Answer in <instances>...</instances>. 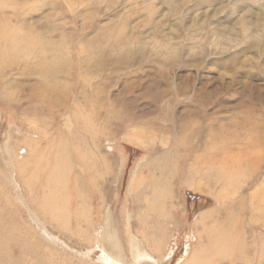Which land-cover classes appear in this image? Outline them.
<instances>
[{"label":"rangeland","instance_id":"374dc122","mask_svg":"<svg viewBox=\"0 0 264 264\" xmlns=\"http://www.w3.org/2000/svg\"><path fill=\"white\" fill-rule=\"evenodd\" d=\"M17 29L56 44L64 58L59 88L73 96L85 95L95 86L107 104L116 102L128 116L126 129L102 147L111 158L104 193L107 199L114 195L108 203L120 214L116 218L120 234L128 228L126 206L133 211L130 197L136 186L152 176L145 172L151 162L149 147L165 148L177 139L183 150L195 148L189 168L203 174L219 171L226 156L246 160L259 156L260 178L252 179L248 166L243 180L252 183L247 194L264 187V0H0L2 48ZM94 60L101 62L96 66ZM21 61L0 60V83L10 85L8 91L13 92L9 100L0 98V264H77L72 256L87 250L70 247L37 224L44 215L37 213L39 201L30 196L34 192L28 186L38 179L31 175L35 159L33 154L23 156L22 150L25 139L35 137L34 119L39 115L29 102L33 93L39 94L32 86L41 75L33 54ZM74 97L70 106L77 113ZM86 101L85 107L93 106ZM15 138L23 141L22 146L6 151ZM213 145L217 148L210 149ZM213 153L217 159H212ZM170 188L174 205L168 204L164 215L163 241L147 247V259L134 258L125 248L127 264H188L199 249L193 230L199 218L207 213L208 225L224 226L226 211L214 195L224 190L221 182H209L201 174L188 184L175 179ZM133 219L132 224L140 225L141 220ZM255 232L264 233V218ZM6 233L11 243L2 241ZM20 239L30 242L22 258L14 246ZM7 250L10 257L5 259ZM92 258L112 264L99 248Z\"/></svg>","mask_w":264,"mask_h":264},{"label":"bare ground","instance_id":"6f19581e","mask_svg":"<svg viewBox=\"0 0 264 264\" xmlns=\"http://www.w3.org/2000/svg\"><path fill=\"white\" fill-rule=\"evenodd\" d=\"M36 35L37 33L33 34L32 31L17 29L12 37L7 36L9 40L4 48L0 46V60L6 57L5 63H18L21 57L24 61L26 56L33 54L40 70L41 79L32 86V89L38 88L36 90L39 94L33 93L29 102L32 105L30 109L35 111V115H39L34 119L37 126L34 128L35 137L25 139L24 150H22L23 156L33 154L35 159L36 165L32 167L31 175L33 179H38L36 184L28 186L34 192L32 194L30 191V196L35 195L39 201L36 205L37 213L41 211L44 215L37 220L38 226L66 240L70 247L87 250L80 253L81 255L72 256L77 264H102L92 258L97 248L102 251V256L112 261V264L126 262L122 256L125 248L126 254L128 249L132 257L138 258L142 255L147 259L149 258L147 249L151 248L154 242H162L165 237L164 215L169 208L168 204L170 207L174 205L170 198L174 192L170 186L175 179L188 184L192 182L193 177L196 178L202 174L203 178H207L209 182H221L224 185V190H219L220 193L214 195L219 200V206L225 208L226 221L222 223L224 226L217 223L208 225L207 223L210 222L206 221L207 213L199 218L193 226V230L198 234L196 246L199 249L191 256L188 264H217L218 261L222 264H264V233L255 232L258 221L264 218V187L252 194H247L248 187L252 183L243 180L248 166L252 167L248 169L249 172L252 171V179L257 181L260 178L262 171L258 167L261 159L259 156L251 160L242 159L239 156L238 158L226 156V162L220 165L219 171L213 170L210 173V170L206 171L207 174H203L193 171L192 165L189 168L188 163L190 159H194L195 148L185 151L182 149L183 143L177 139L165 148L149 147L147 153L151 162L149 167L146 166L145 172H149L152 176L150 175L149 180L141 179L136 186L135 192L130 197L133 211L126 206V210L130 211L126 212L125 216L128 228L123 234L119 233L116 219L118 210L115 214L116 205L112 203L114 207H111V203H108L112 202L114 195L111 194L110 199H107L104 193L108 188L110 172L107 163L111 162V158L108 154H104L102 147L105 142L117 137L120 131L123 132L126 129L125 121L128 116L116 102L107 104L105 98L97 93L95 86H90L92 89H88L89 95L74 93L75 97L72 93L59 88L58 76L63 73V55L56 48L55 43ZM32 44L33 48L26 49ZM3 52L5 56H2ZM47 55L49 58H45ZM18 56H21L20 59ZM93 62L97 66L101 61ZM5 63H2L3 66H7ZM30 64L25 61L24 66L31 69L32 64ZM103 65L104 63L100 66L103 68ZM1 69L3 68L0 67V71ZM0 85H2L0 98L4 101L9 100V95L13 92L11 93L8 89L12 87L1 83ZM72 97H74V105L77 104L79 107L77 113L70 106ZM86 100L89 103L92 101L93 106L85 107ZM25 112L27 114L29 111ZM66 114L69 115L66 116ZM53 127L56 130L49 135L48 132ZM19 139L15 138L10 147L6 145V151L16 150L18 145L22 146L23 141L21 143ZM216 148L213 145L210 149ZM217 156L213 153L212 159H217ZM43 172L44 174L40 176ZM191 188L206 192L205 188L204 190L198 187ZM143 196H147L145 197L147 201L141 203ZM143 206L146 207V211H142ZM133 216L141 220L140 225L132 224L135 222ZM121 217L118 219H122ZM237 220L241 223H237ZM132 227L137 230V233L132 231ZM7 236L9 237L6 238ZM108 238L112 240L109 241ZM1 239L11 243L10 234H3ZM27 244L30 245V242H24L21 239L14 244L21 254L20 258L28 249ZM4 254L5 259L6 256L10 257L8 250Z\"/></svg>","mask_w":264,"mask_h":264}]
</instances>
